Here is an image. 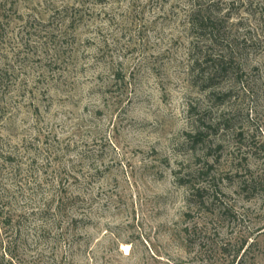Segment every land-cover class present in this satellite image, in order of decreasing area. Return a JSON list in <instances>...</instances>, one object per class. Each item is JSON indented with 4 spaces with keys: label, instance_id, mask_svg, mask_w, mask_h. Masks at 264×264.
<instances>
[{
    "label": "rangeland",
    "instance_id": "rangeland-1",
    "mask_svg": "<svg viewBox=\"0 0 264 264\" xmlns=\"http://www.w3.org/2000/svg\"><path fill=\"white\" fill-rule=\"evenodd\" d=\"M0 209V264H264V0H0Z\"/></svg>",
    "mask_w": 264,
    "mask_h": 264
},
{
    "label": "trees",
    "instance_id": "trees-1",
    "mask_svg": "<svg viewBox=\"0 0 264 264\" xmlns=\"http://www.w3.org/2000/svg\"><path fill=\"white\" fill-rule=\"evenodd\" d=\"M69 198L65 197V195H62V194H57L51 198V209L52 211L58 215V217L63 213L64 209L68 206V202H69ZM61 217V216H60ZM61 219V218H59ZM0 220H1V223H2V226H7L8 228H11L13 229L14 228V231L16 232H19V227H17L14 223H13V217H12V214L7 212V213H4L3 209H0ZM58 223L61 224L60 220H58ZM34 232L36 234V237L40 239V236H41V232H40V229L39 227H35L34 229Z\"/></svg>",
    "mask_w": 264,
    "mask_h": 264
},
{
    "label": "bare ground",
    "instance_id": "bare-ground-1",
    "mask_svg": "<svg viewBox=\"0 0 264 264\" xmlns=\"http://www.w3.org/2000/svg\"><path fill=\"white\" fill-rule=\"evenodd\" d=\"M123 248L126 250L128 248V246L127 245H123Z\"/></svg>",
    "mask_w": 264,
    "mask_h": 264
}]
</instances>
